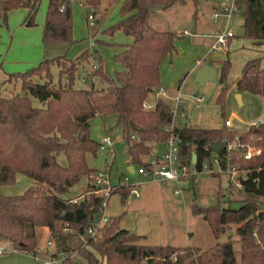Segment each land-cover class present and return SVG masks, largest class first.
<instances>
[{
  "label": "trees",
  "instance_id": "obj_1",
  "mask_svg": "<svg viewBox=\"0 0 264 264\" xmlns=\"http://www.w3.org/2000/svg\"><path fill=\"white\" fill-rule=\"evenodd\" d=\"M71 1L48 0L41 32L43 42H73ZM186 1L123 0L121 18L104 29L105 34L121 29L131 37L129 43L117 44L122 49L113 55L122 68L111 74L98 56L97 66L89 75V78L98 76L104 86L75 87L73 78L78 66L73 61L59 69L58 79L53 80L49 65L59 63L61 58L68 59L65 55L43 58L24 71L8 74L9 80L20 78L22 92L0 95V185L12 183L16 172L32 177L34 184L19 193L0 191V241L8 240L14 248L35 251L37 225H47L51 233H56L60 223H67L78 232H85L96 216L102 195L95 192L93 183L87 184V191L80 198L62 193L82 176L92 179L97 171L86 162V153L95 154L99 145L89 133L92 116L116 114L122 136L128 143L130 160L138 165L146 164L142 156L151 151L154 143L167 139L172 121L170 104L160 97L150 108L144 107L143 102L159 84L160 63L175 50V40L180 33L159 29L150 19L156 8ZM191 1L195 5L198 2ZM39 3L40 0H0V21L6 22L9 10L22 7L26 9L25 23L34 25ZM79 3L91 11L95 21L99 20L95 15L102 0H79ZM236 5L243 15L244 36L256 44L264 43V0H236ZM227 55L221 61V83L227 77ZM259 59L245 61L236 81L238 90L264 94V67ZM34 76L39 81H35ZM30 96L41 105H34ZM224 96L223 84L217 95L222 105ZM130 121L135 128L130 126ZM174 128L180 130V157L195 152L198 168L201 161L212 154L209 144L214 140L231 139L237 133L245 148L247 145L259 148V153L249 158L230 159L240 169L247 170L239 187H233L229 180L230 191L236 194L227 201L236 200L238 205L221 203L222 186H218L216 202L191 204L192 211L202 214L215 236L231 223L236 224L237 236L229 234L225 240L206 248L139 242L137 238L141 234L120 226V215H116L99 227L95 237L87 236L85 243L71 248L63 236L57 242L60 250L67 254L75 251L85 263L67 255L61 259V264H264V116L241 132L225 125ZM132 134L138 138H132ZM60 152L65 157L64 164L58 161ZM224 153V149L218 152L220 156ZM130 188L128 184H120L113 190L120 189L124 200Z\"/></svg>",
  "mask_w": 264,
  "mask_h": 264
},
{
  "label": "rangeland",
  "instance_id": "obj_2",
  "mask_svg": "<svg viewBox=\"0 0 264 264\" xmlns=\"http://www.w3.org/2000/svg\"><path fill=\"white\" fill-rule=\"evenodd\" d=\"M106 1L111 5L107 6L108 9L106 8L105 13L100 6L95 16L99 17V20L95 21L92 17V24H89L90 19L88 18V13L91 14V11L82 7L79 0L71 1L73 42L51 41L45 45L43 58H52L59 55L69 57L68 59L61 58L59 63L56 61L50 63L53 80L58 79L59 69L66 68L73 61L78 66L73 78L75 87L104 86V82L98 76H93L90 79L87 75L88 72L93 71V64H97L98 56L101 57L103 65L109 73L113 74L116 70H119L120 64L113 59V55L116 52L117 44L129 43L131 37L121 29H115L111 34L104 33V29L114 25L121 18L120 8L123 2V0H102V4ZM47 2L48 0H40L34 16L33 29L43 27ZM217 3L218 0H198L196 5L191 0H187L185 3H174L168 8H156L150 21L159 29H172L176 32L181 30L182 33V29L187 28L191 32L215 33L218 28H224L226 23L223 17L213 21L212 11ZM22 13H25L22 7L10 10L6 17V21H8V16L11 17L12 21L9 20V26L12 27L19 18H22ZM194 21H196V27H194ZM0 23L4 24L2 20ZM242 24V12L232 13L228 19L227 28L231 29L235 35L230 37L225 45L221 46V49H219L221 51L213 50L207 55V57L209 56L207 59L202 60L217 61L214 64L217 75L201 85L193 81V76H184L185 67L186 63L202 58L204 50L207 49L205 46L214 41L212 37L190 35L177 38L175 40V50L161 61L159 81L160 78L161 80L165 78L170 81V92L172 94L176 92L179 81L184 76L179 87L184 107V116L180 120L181 124L186 123V125L193 127H214L222 124L223 119L229 118L232 121L231 128L245 130L252 121L259 122L264 116V95L245 92L244 102L241 103L238 102L236 97V79L245 61L259 57L260 64L264 66V44L260 46L252 44L249 38L244 36ZM89 36H92L95 41L90 43ZM103 41L104 43H102ZM223 46L225 49L222 50ZM226 46H228V50ZM227 53L229 67L222 105L217 101V95L222 86L219 80L221 61ZM33 79L39 81L37 76H34ZM20 84V78L0 81V95L10 96L13 93H21ZM161 84L165 86L162 81ZM156 92L157 88L155 87L148 93L146 100L148 102L154 101L157 95ZM199 96H202L201 101L196 100V97ZM30 98L34 105H41L35 97L30 96ZM167 100L170 101V104L173 103L171 98ZM176 119L179 118L176 117ZM89 123L90 136L98 142L105 137H109L111 147L98 148L95 154L87 152L86 162L88 166L96 168L97 171H107L109 182L115 186L120 184H130L132 186L134 182L141 179V176L143 177L140 184L136 186L139 191L138 195L130 191L123 200L121 190L116 189L110 192L105 206V212L109 217L120 215V226L141 234L137 241L151 244L170 243L179 246L199 245L201 248H206V246L217 241L225 240L229 234L234 237L237 236L234 229L235 223H231L225 230L215 236L208 221L201 213L193 212L191 208L193 202L199 204L216 202L218 199V186H222L223 190L222 204L238 205L236 200L227 201L229 196L236 194V191H230L229 180L231 181V179L226 173H197L188 182L181 184L179 192H174L172 182H154L142 174L139 175L136 170L138 164L130 160L127 152L128 143L122 136V128L117 123L116 114H96L90 118ZM162 147V142L154 143L151 151L143 155L142 158L144 160L149 158V156L159 152ZM58 161L62 164L65 163L62 152L58 155ZM129 166H132L135 170L131 171ZM88 183H92V179L82 176L76 184L62 194L80 198L86 193ZM33 184L34 179L32 177L16 172L15 180L12 183L0 185V191L5 194L19 193ZM233 185V187H239L234 183ZM51 235L55 242H59L64 236V240L71 248L80 243H85L86 239L85 232H75L73 235L64 232L61 227ZM46 238L47 236L37 229L38 243L46 244ZM54 244L53 246H55ZM235 246L238 248L239 244L236 242ZM72 252H74L72 256L80 263H85L82 256L77 255L75 251ZM56 264H60V262Z\"/></svg>",
  "mask_w": 264,
  "mask_h": 264
},
{
  "label": "built area",
  "instance_id": "obj_3",
  "mask_svg": "<svg viewBox=\"0 0 264 264\" xmlns=\"http://www.w3.org/2000/svg\"><path fill=\"white\" fill-rule=\"evenodd\" d=\"M62 8L63 7L61 6L60 9ZM237 10L236 0H218L217 7L212 12L213 20L216 21L219 17H223L226 20V23L224 28L217 30V32L213 35L214 41L208 49L209 51L218 50L222 45H225L230 37L234 35V32L227 28V22L231 14ZM88 18L90 19L89 24H92V14L88 13ZM183 33L187 34L189 32L184 29ZM96 66L97 64L94 63L93 68ZM160 93H164V91L161 86H158L156 94L158 95ZM170 98L173 100V103L170 104L172 121L168 127L169 136L163 142V147L159 152L145 159L146 164L138 165L136 168L137 172L152 180H169L173 183L174 192H179L183 182H188L192 176L200 172L226 173L235 185L240 186V179L246 176L247 170L240 169L237 164L231 162L230 159L232 157L238 159L240 156L249 158L255 153H259V148H255L253 146L249 147V145L245 148L244 143H242L239 139V135L235 134L231 139H225V145L223 147L225 153L223 156H220L218 152L212 150V154L208 158H204L198 168L196 166V158L195 161L192 160L191 154L193 152L188 156L185 155L184 158H181L179 155L181 143L180 130L174 128L175 118H181L184 116V107L182 105V97L179 89L176 94L170 96ZM196 100L201 101L202 96L196 97ZM143 106L150 108L153 105L145 100L143 102ZM230 122L231 120L229 118L223 120V124L225 126L230 125ZM131 137L136 139L138 138L135 134H132ZM110 147L111 141L109 137H105L99 141L98 148L104 149ZM222 162H225V166H222ZM92 177V183L96 186L95 192L102 195V200L97 209L95 218L92 219V221L85 228L86 237H95L99 227L104 222L108 221L109 216L105 212V206L110 192L115 187V185H112L109 182L107 171H96ZM136 186L137 183H134L131 186L130 191L135 195H138L139 191ZM61 229L65 232L77 231L74 226L67 223H63L61 225ZM48 242H50V240H48ZM2 250L3 246L0 244V252ZM73 254L74 252L67 254L66 251L59 250L53 257L51 256L47 259H40V262L41 264H51L57 260L63 259L67 255L72 256Z\"/></svg>",
  "mask_w": 264,
  "mask_h": 264
},
{
  "label": "crops",
  "instance_id": "obj_4",
  "mask_svg": "<svg viewBox=\"0 0 264 264\" xmlns=\"http://www.w3.org/2000/svg\"><path fill=\"white\" fill-rule=\"evenodd\" d=\"M110 5H111V3L109 4L106 1V2H104V4L101 5V9L106 10L107 6L109 7ZM216 7H217V5L214 6L213 11L215 10ZM14 9H16V8H14ZM24 10H25V13H22V15H23V16H21L22 18H19V20L16 23H14L12 25V27L9 26V24H8L9 20L12 21L11 17L9 18V16H8V21H6V23H4V24L0 23V81H4V80L8 79L9 73L16 72V71H24L25 69H27L30 66H32L33 64L37 63L38 61H40L44 57L45 45L48 42H43L41 40L42 28L41 29H37V28L33 29L32 25H27L25 23L24 15H26V9L24 8ZM239 11L240 10L238 9L236 12H239ZM194 27H196V21H194ZM160 29H162V28H160ZM184 29H186L189 33L184 34L183 33ZM184 29H182V33L180 32L181 30L178 31V33H180V36L178 38H181L183 36H190V35H192V36L203 35L206 37H212L214 39L213 35L215 33L207 32V33L203 34L202 32H196V31L191 32L187 28H184ZM217 30H220V29L218 28ZM88 38H89L90 43L95 41L92 38V36H89ZM249 40L254 45L260 46V45L264 44V43L256 44V43L252 42L251 39H249ZM130 41H131V39H130ZM212 43L205 46L207 49L204 50L202 58H198L194 61L186 63V67H185L186 70H185L184 76L185 75L194 76V71L198 67H200L202 64H209L215 68V77H216L217 69H216V66L214 64L217 61H213V60L212 61H202V60L207 59L209 57V56L207 57V55L209 53H211V51H213V50H211V51L208 50L211 47ZM120 49H122V47L117 46L116 51H118ZM219 49H221V47ZM219 49L215 50V51H221ZM223 49H225L224 46L222 47V50ZM226 49L228 50V46H226ZM67 58H69V57H67ZM261 66H263V65H261ZM121 68H122V65L120 64L119 69H121ZM240 73H241V71H240ZM87 75H88V77H90L89 72L87 73ZM159 76H160V67H159ZM184 76L179 81L176 92L179 89V87L181 85V81H183ZM239 76H240V74H239ZM239 76L237 77V79L239 78ZM90 79H92V78H90ZM237 79H236V81H237ZM161 81H162V83H165V86H163V84H161ZM223 84L225 86V82L221 83V85H223ZM158 86H161L163 88L164 93H160V94L156 95L155 99L157 97H160V98H163L164 100H166L170 104V101H168L167 99H170V96H173L174 94H176V92H173L174 94H172V92H170V81H168L165 78L161 80V78H160L159 84L156 86V88ZM235 90H236V92L240 93L241 102H244V94H245V92H248V91H240L237 89V86H236ZM155 99H154V101L149 102V103H151V105H153L155 102ZM181 118L176 119L174 122V125L178 128H200V127H204V126H199V127L188 126V125H186V123L181 124V121H180ZM255 123H257V122H254V121L251 122V124H255ZM221 125H224V124L222 123V124H219L217 126H221ZM214 127H216V126H214ZM226 127L229 129H233V128H231L232 127V121L230 122V125H228ZM233 130H235L236 132L244 131V130H236V129H233ZM129 169L131 171L135 170L132 166H129ZM139 175H140V173H139ZM140 178L141 179L137 180L138 182H134V183H137V186L140 184L143 177L141 176ZM150 180H152V179H150ZM146 181H148V180H146ZM152 181L156 182L158 180H152ZM161 182H163V181H161ZM165 182H170V181L166 180ZM128 185L130 186V184H128ZM68 196H70V195H68ZM62 224L63 223L59 224V228L61 227ZM37 229L39 230V232H42L47 236V238H46V244L47 245L42 244V243H38V240H37L35 251H28V250L14 248V246H12V244L8 240H1L0 244H2L3 250L0 252V264H41L40 259H47L51 256L53 257L56 254V252L60 250V248H59L57 242H55L51 238V236H52L51 230L49 229V227L47 225L37 226L35 228L36 238H37ZM75 232H78V231L67 232V233L74 235ZM79 235H80V233H79ZM48 240H50V242H48ZM54 243L57 244V248H56V244H54ZM53 244L55 246H53ZM36 257H37V259H36ZM58 262H60V264H61V260H57L56 262H53L51 264H56Z\"/></svg>",
  "mask_w": 264,
  "mask_h": 264
},
{
  "label": "water",
  "instance_id": "obj_5",
  "mask_svg": "<svg viewBox=\"0 0 264 264\" xmlns=\"http://www.w3.org/2000/svg\"><path fill=\"white\" fill-rule=\"evenodd\" d=\"M215 77V68L209 64H202L194 71L193 81L196 82L198 85L203 84L204 82L211 80ZM236 97L239 103H241L240 93H236ZM130 126L135 128V125L132 121H130ZM225 145V140L218 139L211 141L209 146L211 150L215 152H219L223 149ZM192 160L195 161L196 154L193 152L191 154Z\"/></svg>",
  "mask_w": 264,
  "mask_h": 264
}]
</instances>
